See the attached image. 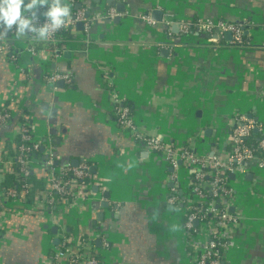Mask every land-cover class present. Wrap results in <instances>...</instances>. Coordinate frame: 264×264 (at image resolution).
I'll return each instance as SVG.
<instances>
[{"label": "crops", "instance_id": "obj_1", "mask_svg": "<svg viewBox=\"0 0 264 264\" xmlns=\"http://www.w3.org/2000/svg\"><path fill=\"white\" fill-rule=\"evenodd\" d=\"M75 1L70 16L78 3L92 17L112 8L117 16L94 20L88 32L83 23L76 24L71 38L62 39L65 50L59 58L50 57L47 64L30 58L23 74L12 64L10 53L0 55V100L11 82L21 80L12 92L18 96L13 103L16 118L0 122V150L5 144L12 153L7 143L13 144L20 114L31 113L28 107L40 101L32 110L35 130L42 139H52L60 163L85 160L97 168L90 169L92 203L80 201L78 210L65 211L70 240L76 243L88 232L93 234V249L104 264H194L184 213L169 201L178 182L180 196L188 186V167L179 161L178 170L172 168L162 154L122 131L112 110L113 94L151 136L197 145L201 153L219 144L229 150L226 139L240 113L264 124V0ZM155 10L162 14L154 18ZM146 14L151 23L143 18ZM200 19L241 24L249 43L242 37L245 44H234L233 35L225 38L227 32L218 37L193 25L188 32L182 30L184 24ZM45 67L72 72L73 84L45 85ZM253 136L259 138V130ZM244 170L243 178H231L236 203L230 212L239 214L240 221L222 264H264V167L248 160ZM176 173L178 181L173 179ZM42 179L34 173V181ZM104 202L109 206L103 207ZM24 211L26 222L10 220L1 231L5 237L0 241V264H45L52 245L59 244L40 214Z\"/></svg>", "mask_w": 264, "mask_h": 264}, {"label": "built area", "instance_id": "obj_2", "mask_svg": "<svg viewBox=\"0 0 264 264\" xmlns=\"http://www.w3.org/2000/svg\"><path fill=\"white\" fill-rule=\"evenodd\" d=\"M75 0H68L73 6ZM46 6L36 9L34 23L37 25L45 22L43 13ZM117 16L115 9L88 15L87 9L80 7L74 15L66 20V26L57 30L50 28L46 40H39L34 33L17 35L15 26L7 29L0 24V55L10 53L12 64L16 70L23 74L26 60L32 58L40 60L43 64L50 62V57L59 58L65 47L62 43V33L71 31L76 24L82 22L86 32L91 24L98 18H114ZM145 20L152 22L150 15H143ZM193 27L210 32L221 37L226 32L233 35L234 44L242 43L244 28L225 20H197L184 24L182 30L188 32ZM217 39V38H216ZM17 53H13L14 51ZM42 83L55 86L63 81L67 85L73 84V74L70 71L44 68ZM21 85L17 77L8 87L5 97L0 100V122L8 124L14 121L13 103L18 96L13 95ZM10 92V93H9ZM7 97V98H6ZM114 102L112 110L115 122L122 131L139 143L145 145L148 150L162 154L172 168L180 167L182 161L188 167L190 178L188 186L178 195V185L170 198V204L178 205L183 211V227L189 240H193L190 257L194 264H222L224 249L228 244L231 232L238 226L239 214H232L230 206L236 203V192L231 174L236 178L244 176V164L248 160H257L264 167V124L254 119H249L246 114L240 113L237 117L238 125L232 134L227 137L229 150L222 145H214V149L208 153H201L196 146L166 142L162 138L151 136L138 126L132 109L124 105L117 93L113 94ZM41 102H34L28 107L31 113H21L17 121L16 133L13 143L15 148L10 154L4 144L0 150V241L5 237L2 230H7V223L11 220L15 223L27 221V212L33 210L40 214L42 223L49 228L56 226L55 238L59 240L57 246L52 245L45 264H104V260L93 249V234L80 238L73 243L67 235L68 216L65 211L76 208L80 201L92 203L90 189L93 177L90 174V164L83 160L77 166L71 163L62 164L55 156L52 148V139L48 136L42 139L36 133L33 118V108L40 107ZM259 130V138L253 136L254 130ZM43 155L37 154L42 151ZM213 147V146H212ZM37 172L45 182V187L35 191L34 173ZM11 176L19 182L17 186H7L6 181ZM179 174L173 177L178 181ZM4 184V186L2 185ZM34 198L28 201L29 194ZM18 204L22 208H14ZM41 223V225H42ZM52 224V225H51ZM51 237V235H49ZM199 237L205 240L199 241ZM52 237L50 239V242ZM52 243V242H51Z\"/></svg>", "mask_w": 264, "mask_h": 264}, {"label": "clouds", "instance_id": "obj_3", "mask_svg": "<svg viewBox=\"0 0 264 264\" xmlns=\"http://www.w3.org/2000/svg\"><path fill=\"white\" fill-rule=\"evenodd\" d=\"M46 6L45 22L35 24L36 9ZM72 13V6L65 0H0V24L7 29L15 26L17 35L34 33L39 40H46L50 28L57 30L66 26Z\"/></svg>", "mask_w": 264, "mask_h": 264}, {"label": "water", "instance_id": "obj_4", "mask_svg": "<svg viewBox=\"0 0 264 264\" xmlns=\"http://www.w3.org/2000/svg\"><path fill=\"white\" fill-rule=\"evenodd\" d=\"M80 7H81V3H78L76 8L78 9V8H80ZM118 11H119V12H123V11H124V5H123V4H119V5H118ZM160 14H162L160 10H155V11L153 12V15H154L153 17L156 18L157 16H160ZM78 26H79V27H82V22H79V23H78ZM215 37H216V36H215ZM225 38H226L227 40H231V39H232V34H231L230 32H227V33L225 34ZM166 51H167V50H166ZM66 56H69V52L66 53ZM63 85H64V84H63L62 81L58 82V86H59V87H63ZM43 107L46 108V109H48V104L45 103V104L43 105ZM55 111H56V110L53 109L52 112L54 113ZM56 139H57V142H58L59 139H58V138H56ZM43 149H44V147L42 148V150H43ZM73 165H74V166H77V165H78V160H74V161H73ZM90 169H91L92 172H95L97 168H96V166H93V167L90 168ZM230 177H231V178H235L234 174H231ZM171 184H173V183L171 182ZM95 189H97V188H95ZM109 195H110L109 193H105V197H106V198H108ZM102 206H103V207H108V206H109V203H108V202H104V203L102 204ZM98 218H99V219H103V218H104V213H100V214L98 215ZM47 227H48V226H45V228H47ZM51 231H52L53 234H57V227H56V226H53V227L51 228ZM58 242H59V240L56 238L55 243H58Z\"/></svg>", "mask_w": 264, "mask_h": 264}, {"label": "trees", "instance_id": "obj_5", "mask_svg": "<svg viewBox=\"0 0 264 264\" xmlns=\"http://www.w3.org/2000/svg\"><path fill=\"white\" fill-rule=\"evenodd\" d=\"M70 34H71L70 31H66V32L62 33V39H64V42L71 38ZM243 38H244V41H246L248 39V37L245 34L243 35ZM242 43H244V42L242 41ZM242 43H239V44H242ZM248 43H249V41H246V44H248ZM19 120H21V117L19 118ZM7 146H9L10 150H11V148L12 149L15 148V144L14 143L12 144L11 142H8ZM37 154L43 155L40 151H38ZM33 178H34V175H33ZM229 179H231V177H229ZM35 184H36V187H37V191L41 190L45 186V182L44 181H42V182L41 181H35ZM5 185H7V186H11V185L12 186H17V185H19V182L17 180H15L13 177L9 176ZM2 186H4V184ZM33 198H34V195L32 193L29 194L28 201L32 200Z\"/></svg>", "mask_w": 264, "mask_h": 264}]
</instances>
